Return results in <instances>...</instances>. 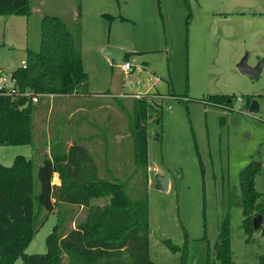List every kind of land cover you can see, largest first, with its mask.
I'll use <instances>...</instances> for the list:
<instances>
[{
	"label": "rangeland",
	"instance_id": "rangeland-1",
	"mask_svg": "<svg viewBox=\"0 0 264 264\" xmlns=\"http://www.w3.org/2000/svg\"><path fill=\"white\" fill-rule=\"evenodd\" d=\"M118 2L120 16L102 19V38L110 32L123 39L125 51L134 48L142 54L133 55L127 84L138 85L139 91L142 85L153 82L156 88L151 91L166 96L142 98L151 102L147 121L149 169L137 168L133 161L129 124L134 114L122 111L123 105L128 109L127 99H122L123 105L110 102L101 106L91 101L80 114V127L69 115L73 101L65 95L41 97L34 105L33 143L0 145V163L10 165L19 154L31 157L37 194V169L43 156H50L51 146L63 151L79 139L95 159L101 177L125 183L132 199L147 194L149 256L155 264H179L183 249L185 264H206L208 248L210 259L221 264L213 249L224 218L231 236V264H261L264 237L259 230L246 234L241 226L238 176L248 163L258 162L254 186L264 201V66L257 79H250L236 65L245 54L250 65L264 56V0ZM80 3L42 0L38 5V0H31L29 17L0 15V68L10 73L24 64L26 48L38 50L40 20L45 14L58 15L75 32L77 23L71 13ZM106 7L102 2V9ZM94 9L86 5L91 19ZM103 65L102 84L108 78ZM212 94L230 95L228 106L208 102L207 96ZM253 99L260 105L255 114L249 112ZM160 110L161 127L154 121ZM157 174L169 178L167 191L154 188ZM146 176L150 177L149 185ZM52 183H59L57 173ZM96 204H102V199L91 201V205ZM86 210L66 208L68 227L73 217L81 221ZM35 211L38 224L25 249L28 254L46 251V236L57 219L55 211L47 214L36 201ZM164 239L180 250L172 251ZM67 263L63 254L62 264ZM14 264H23V260L18 258Z\"/></svg>",
	"mask_w": 264,
	"mask_h": 264
},
{
	"label": "trees",
	"instance_id": "trees-1",
	"mask_svg": "<svg viewBox=\"0 0 264 264\" xmlns=\"http://www.w3.org/2000/svg\"><path fill=\"white\" fill-rule=\"evenodd\" d=\"M31 0H0V15L29 17ZM112 19L108 14H102ZM81 6H77V21ZM130 53L125 52L123 59ZM18 91L29 89L42 96L71 95L85 90L88 74L83 68L80 36L72 32L58 15L45 14L40 20L38 50L26 48L23 65L10 72ZM230 95L212 94L207 101L228 106ZM29 95L0 94V145L33 143L34 105ZM144 99H134L130 134L133 161L147 168L148 161V107ZM154 121L161 127V110ZM50 156H43L37 169L39 192L34 194V160L16 155L10 165L0 163V264H14L18 258L23 264H62L63 254L67 264H155L149 256L148 197L132 199L125 183L103 178L95 159L76 139L65 150L50 147ZM258 162L248 163L239 172L242 204L241 226L244 233L259 230L264 237V201L254 186V176L259 171ZM57 173L59 183H52ZM147 182V176H146ZM102 199V204L91 205ZM35 201L47 214L57 213L56 223L46 236L44 253L25 252L37 230ZM86 208L85 217L75 228L68 227L66 208ZM64 211V212H63ZM259 214L261 224L254 229L253 218ZM47 215H45L46 217ZM164 243L172 250H180L170 240ZM231 236L227 219L221 223L214 245V258L221 264H231ZM264 264V256L259 258ZM186 250L179 264H185ZM210 259L207 250V263Z\"/></svg>",
	"mask_w": 264,
	"mask_h": 264
},
{
	"label": "crops",
	"instance_id": "crops-1",
	"mask_svg": "<svg viewBox=\"0 0 264 264\" xmlns=\"http://www.w3.org/2000/svg\"><path fill=\"white\" fill-rule=\"evenodd\" d=\"M41 2L42 0H38V5H40ZM90 2L91 0H88L87 2L86 0H81V16L79 22L76 18L77 5L72 8L73 11L71 13V19H73L77 23L75 32L79 31L83 68L88 74V82L84 88L85 90H81L78 93L68 95L69 99L73 101V104L70 106L69 115L71 117H75V125L80 127V122L83 120L80 114L85 113L87 108L90 107L89 104L91 101L96 102L97 104L100 103L102 106V103L109 104L110 102L112 104H122V99H127V102L129 104L128 109H125L124 105L122 104V111H129L132 108L134 99H142L143 96L166 97L163 94H160L158 91H151L155 90L154 88H156L155 83L153 82L142 85V88L139 89V91H136L138 85L133 84L131 81H129L127 84L125 78L132 70L125 71L122 68V63L124 61L130 62L132 69L133 65L131 63V59L134 57L133 55H135V57H141L142 54H140V51H137L133 48L128 51V53H130V56L127 59H123V54L127 52L125 51L126 47L122 42L123 39L117 36H111L110 32L109 34L107 33V37L102 38V19H106V17H104L102 14H108L112 16V18L120 16L119 11L116 9L119 7L118 0H95L94 4ZM102 2L107 5V7L104 9H102ZM88 4H91L95 7L92 19L89 18V16L91 15L90 12L86 10V5ZM110 47L120 49L122 51V58L114 59L107 55L106 50ZM102 63L107 66L106 74L108 75V78L104 80L103 84ZM0 69L2 70V68ZM88 98L92 100H88ZM144 100H146V102L150 105L151 102L149 98H146ZM147 168L149 169L148 166ZM152 169L154 168L152 167ZM149 183L150 177L148 176L147 184L149 185ZM76 221L77 220L74 217L71 218V220L69 221V225L71 226L70 228H75L76 224L78 223Z\"/></svg>",
	"mask_w": 264,
	"mask_h": 264
},
{
	"label": "water",
	"instance_id": "water-1",
	"mask_svg": "<svg viewBox=\"0 0 264 264\" xmlns=\"http://www.w3.org/2000/svg\"><path fill=\"white\" fill-rule=\"evenodd\" d=\"M106 54L114 59L122 58V51L120 49L108 48ZM248 55L245 54L237 63L238 70L250 79H257L264 66V56L259 58L254 65L248 64ZM260 110V105L257 100L253 99L249 105V112L255 114ZM154 188L160 191H167L169 188V178L162 174L155 175ZM261 216L257 214L253 218V227L256 229L261 224Z\"/></svg>",
	"mask_w": 264,
	"mask_h": 264
},
{
	"label": "built area",
	"instance_id": "built-area-1",
	"mask_svg": "<svg viewBox=\"0 0 264 264\" xmlns=\"http://www.w3.org/2000/svg\"><path fill=\"white\" fill-rule=\"evenodd\" d=\"M122 68L125 71L131 70V64L130 62L124 61L122 63ZM0 94L3 95H29L31 97V100L33 103L37 102L38 96L36 94H33L29 89H27L25 92L18 91V86L16 85L15 79H13L10 75V73H6L3 70L0 69Z\"/></svg>",
	"mask_w": 264,
	"mask_h": 264
}]
</instances>
